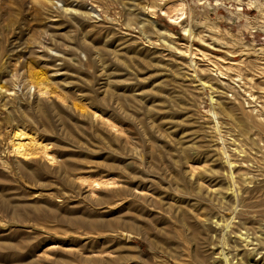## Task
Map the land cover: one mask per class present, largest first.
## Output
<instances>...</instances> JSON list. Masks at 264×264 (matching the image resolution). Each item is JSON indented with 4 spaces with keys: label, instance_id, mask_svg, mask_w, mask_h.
I'll use <instances>...</instances> for the list:
<instances>
[{
    "label": "rangeland",
    "instance_id": "1",
    "mask_svg": "<svg viewBox=\"0 0 264 264\" xmlns=\"http://www.w3.org/2000/svg\"><path fill=\"white\" fill-rule=\"evenodd\" d=\"M186 2L193 43L202 38L213 54L242 62L240 69L264 83L257 68L264 64V20L257 10L264 0L242 3L240 10L236 0ZM144 3L0 0V86L7 90L0 95V158L9 166L0 161V264H264V190L251 188L264 187V174L253 177L250 191L241 178L237 192L230 191L211 127V109L219 107L223 129L235 124L231 134L223 131L232 160L249 159L256 137L237 139L238 111L228 108L241 99L250 120L249 106L259 107L264 93L256 88L250 97L234 82L235 71L220 75L204 60L194 76L151 18L139 25ZM204 17L241 37L242 45L213 34ZM153 21L185 38L164 15ZM198 77L212 86L211 94ZM37 79L50 92L36 95L29 83ZM103 117L117 125L116 133ZM12 128L34 132L57 161H20L3 151ZM100 177L119 185L91 191L89 183ZM123 181L135 191H109ZM61 214L68 220L60 221Z\"/></svg>",
    "mask_w": 264,
    "mask_h": 264
},
{
    "label": "bare ground",
    "instance_id": "2",
    "mask_svg": "<svg viewBox=\"0 0 264 264\" xmlns=\"http://www.w3.org/2000/svg\"><path fill=\"white\" fill-rule=\"evenodd\" d=\"M242 3H246L247 5H252L255 3V0H244V1L243 0H236L237 10H240ZM143 10H144V16H142L143 18L141 20H139V25L140 26L144 25L147 22V19L149 20V18H151L152 19V20H150L151 24L153 27L157 28V30L161 36L160 39L163 40L164 42H166L171 48L178 50V52L182 56L187 58L186 60H188L189 66L194 71V76H197L196 69H195L196 63L199 60H204L208 63L207 65L210 68H212L213 70H217L218 74H220V75H224L226 70L235 71L234 82H237L238 84L242 83V84H240V87H241V85H244V90L248 92V95L250 97H252V98L254 97L253 89L256 90V88H258L260 90L259 92L264 93V83H260L258 80L256 81V79H254L253 71L249 70L248 72L245 73L242 70V68L241 69L239 68L240 65H242L241 64L242 62L229 60V59L227 60L226 58H223L221 56H217V55L213 54L211 51H209L207 48H205L204 45L206 42L202 38H200V44L193 43L192 39H193V37H196V36H194L196 34V31L194 30V28L191 26V24L189 22L184 21V18L187 15V11L189 10L186 0H145V3L143 5ZM257 10H258V14L264 20V7L261 4L260 5L258 4ZM158 13L164 15L170 22L177 24L181 28V32L185 35V38L180 39V38L176 37L174 32L170 28H168L162 24H159L158 22L153 21V18L156 17V15ZM202 23L213 34L225 35L230 39V41L234 45H242L241 37L235 36L230 30L223 31L216 20L208 18V17H204V19L202 20ZM145 38L147 39V41L150 39L149 36H145ZM2 66H3V62H1L0 70H3ZM257 68L260 71V73H264V64H259L257 66ZM198 80L201 82V84L204 87L207 86L209 88L208 90H210V94H211L212 93V86L209 84H206L205 81L201 80L199 77H198ZM29 84H30V87L33 88V90L34 89L36 90V93H37V94L35 93L36 95H46L48 92H50V91H48V89L45 85L46 84L45 81H43L42 79H37L36 84L34 83L35 85L33 83H29ZM114 91H115L114 89L110 90L109 94H111V96H113V95L116 96V93ZM255 92H257V91H255ZM2 94H7V90L1 88V86H0V95H2ZM210 97L212 99L211 95H210ZM240 97H241V93H240ZM116 98H118V94H117ZM256 98H257V96H256ZM244 100H246L247 103H252L251 100H247L246 98H244ZM217 108H219V107H217ZM217 108L215 106H213L211 109V114H212V118H213L212 120L214 121L212 123L211 127H212V129L214 128L215 134L217 136V140H220L218 145L220 148L223 163L226 167V175L228 176L227 178H229V183H228L227 187L229 188V190L230 189L233 190L234 193L237 192L234 190V186L238 185L235 183H237V179L241 178V181H243V183L246 184V186L244 187V191L245 190L250 191L251 189H250V186L248 187V184L251 185L250 183L253 182V177H257L259 175L258 172H260V175L264 174V171H263V169H264L263 168L264 167V143L262 141V140H264V102L261 103L259 107H257V105H255V103L254 104L252 103V105L249 106V113L253 112L255 114L253 116L251 115L252 117L250 120L248 119V117L246 115L247 111H245L242 107L241 99L238 100L236 104L232 103V105H230L228 108L229 111H231V110H234V111L237 110L238 111V115L235 118V122H237V124H238V130H237L238 132H236L235 135L237 137H238V135H244L245 136L244 138H248V135L250 133L251 135H254L256 137V138L252 139L253 145L256 147L255 151L251 152L252 150L251 151L249 150L250 153H252V155L250 154V156H252V157L250 158V156L248 155L249 159H245L246 156L243 159L240 158L241 160L239 161V159H238L239 162H237V164L235 163L237 160L235 162H234V160H232V158H231L232 154L229 151L230 149L227 148V146H226V142L228 139H226V137H225L226 134L223 132L226 129L225 130L223 129L224 126L218 120ZM90 114L92 116V117L90 116L92 118L91 120L94 121V120L98 119L96 113L93 112ZM232 114H234V113H232V112L228 113V115H232ZM99 120H101V122L107 126V128L110 130L111 133L118 131L117 125L113 121L108 119L107 117H103ZM230 124H232V123H230ZM234 127H235V124H234V126L231 125V128H228L229 130H226L227 135L231 134V130H233V129L235 130ZM115 133H114V135H115ZM232 133H234V132L232 131ZM8 135H9V137L6 140V145H5V142L2 143L3 151L4 150L8 151L10 154L14 155L15 158H17L18 160L27 161V160H32L38 156V157H41L47 163L53 164L54 161H57L56 157L54 156L55 154L53 155L52 154L53 152L51 153L48 150L47 144L45 142H43L42 140H40L39 136H37L34 132H25L23 130H18L16 128H12L9 131ZM251 135H250V137L253 138ZM236 136H234V137H236ZM101 137L103 138L104 135H101ZM239 137L237 139H239ZM231 138H232L231 141L232 140L235 141V138H233V137H231ZM240 139H242V137H240ZM239 141H241V140H239ZM258 142H262V145L261 146H260V144L258 145ZM239 143H241V145L243 144L242 142H239ZM244 144H245V142H244ZM247 146L248 145L246 144V147ZM243 148H244V146H243ZM234 149H235V147H234ZM249 149H251V148H249ZM241 150L243 151V149H241ZM234 153L235 152H233V155H235ZM236 156H238V155L236 154ZM0 161H1V164L5 168H9L8 162L6 160L0 158ZM61 165H62V162H61ZM67 165L68 164H66V166ZM121 165L119 164V166H121ZM121 167H120V169H121ZM61 168H66V167H61ZM261 168H263V169L261 170ZM124 169H126V167H124ZM235 169H236V172L234 171ZM64 170H66V169H64ZM254 173H257L256 176L253 175ZM66 174H68V172ZM113 177H115V176H113ZM118 178H116V179L118 180ZM65 182H67V181H65ZM115 182L116 181L111 179L110 177L109 178H104V177L101 178L100 177V178H97L96 180L92 181L91 183H89V185L91 186L90 190L95 191L96 187H99L101 185H105V187H106V185H113ZM124 183H125V185L118 186V187L114 188L113 190H109V189H105V188L104 189H105V191L109 190L110 192L113 191L119 195H123V194L127 193V191L132 190V185H131L132 183H129V182H124ZM115 184H117V183H115ZM117 185H119V184H117ZM137 185H139V184H137ZM254 185L256 186V184H254ZM254 185H253V187H251L252 190L253 189H256L257 191L260 190V192H262L264 190V187L258 188L257 186L255 187ZM139 186H137V187H139ZM239 186H237V188L235 187V189H239ZM259 186H261V185H259ZM241 187H242V185H241ZM107 188H108V186H107ZM228 188H227V190H228ZM261 195H263V193ZM258 198H263V196L258 197ZM236 201L238 202V200H236ZM262 201H263V199H262ZM261 203H263V202H261ZM4 204L5 203L3 202L2 205H4ZM238 205H240V204H238ZM262 205L264 207V204H262ZM262 205H261V207H262ZM232 206H231V208H232ZM235 206L236 205H234V207ZM235 208H233V209H235ZM262 209L261 210L259 209V212L264 210V209L263 210ZM239 210H240V208H239ZM259 212H257V213H259ZM262 213L260 212V214H262ZM233 214H235L234 211H233ZM67 217L68 216L64 215V214L59 215L60 221H67L68 220ZM231 217H233V216H231ZM261 217H264V216H261ZM81 220L82 219L80 217L77 218V221H81ZM228 226H229V222L226 223L225 227H228ZM243 240L245 241V243L243 244L244 246L250 245V242H248V239L246 236L243 237ZM56 242H58L61 246L66 244V241H64L63 239H60V240L58 239V241H56ZM259 251L256 250V252H252L253 254L248 256L249 261H251L253 255H255L256 253H260ZM222 258L224 259V262H226V259H225L226 256H224V254H223ZM225 264H229V262L225 263Z\"/></svg>",
    "mask_w": 264,
    "mask_h": 264
}]
</instances>
